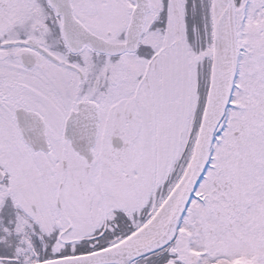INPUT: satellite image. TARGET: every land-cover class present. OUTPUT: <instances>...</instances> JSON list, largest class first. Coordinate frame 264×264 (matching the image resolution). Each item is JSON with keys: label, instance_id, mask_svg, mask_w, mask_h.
I'll return each mask as SVG.
<instances>
[{"label": "snow or ice", "instance_id": "1", "mask_svg": "<svg viewBox=\"0 0 264 264\" xmlns=\"http://www.w3.org/2000/svg\"><path fill=\"white\" fill-rule=\"evenodd\" d=\"M0 264H264V0H0Z\"/></svg>", "mask_w": 264, "mask_h": 264}]
</instances>
